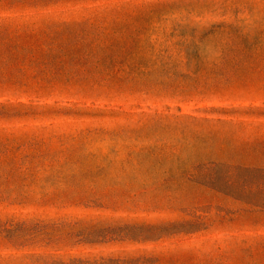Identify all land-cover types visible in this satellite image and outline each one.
I'll use <instances>...</instances> for the list:
<instances>
[{"label": "rangeland", "instance_id": "rangeland-1", "mask_svg": "<svg viewBox=\"0 0 264 264\" xmlns=\"http://www.w3.org/2000/svg\"><path fill=\"white\" fill-rule=\"evenodd\" d=\"M0 264H264V0H0Z\"/></svg>", "mask_w": 264, "mask_h": 264}]
</instances>
